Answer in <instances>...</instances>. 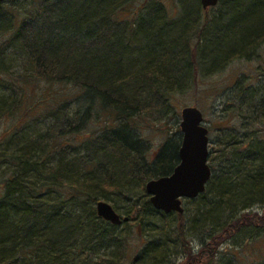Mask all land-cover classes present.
<instances>
[{"label":"trees","instance_id":"1","mask_svg":"<svg viewBox=\"0 0 264 264\" xmlns=\"http://www.w3.org/2000/svg\"><path fill=\"white\" fill-rule=\"evenodd\" d=\"M5 1L0 88L9 95L0 91V118L14 114L29 88L41 90L46 83L47 94L26 111L21 128L0 142V264H126L130 232L99 217L95 205L113 195L128 203L123 216L130 218L122 224H147L142 212L153 205L147 198L138 206L137 195L149 197L145 183L171 175L181 145L169 138L149 159L136 124L165 117L172 94L199 75L205 9L200 0H178L181 18L174 20L168 0L137 6L135 0H22L20 10V0ZM232 2L237 13L252 9L239 22V33L261 25L264 44V0ZM177 21L182 32L173 35ZM242 39L237 45L249 43ZM13 43L28 57L31 69L23 74L7 65ZM133 61L138 65L131 69ZM237 80V110L245 125L229 128L217 156L210 151L209 161L220 162L210 164L213 175L196 197L202 204L191 228L176 212L178 219L167 226L166 236L180 240L187 253L178 264H239L240 249L264 237V94ZM65 85L80 95L60 99L55 87ZM80 98L83 103L73 106ZM92 122L101 131L86 136ZM196 233L202 248L193 254L189 237ZM167 237L149 240L133 264H172Z\"/></svg>","mask_w":264,"mask_h":264},{"label":"rangeland","instance_id":"2","mask_svg":"<svg viewBox=\"0 0 264 264\" xmlns=\"http://www.w3.org/2000/svg\"><path fill=\"white\" fill-rule=\"evenodd\" d=\"M144 1L146 0H135L133 6H137ZM5 2L7 4L11 3L9 0ZM22 3V0H20V3H16L19 10L25 6L22 5ZM166 6L174 20H179L181 18L178 0H168ZM236 9L232 0H219L217 6L210 7L205 13L201 14V19L204 20L205 18L207 20V27L203 35L204 40L200 43L197 55L199 75L194 79L189 88L178 90V92L172 94L170 101L173 107L168 110L165 117L157 118L156 120L146 117L145 120H138V124H136L138 129L137 132L141 139L149 146V159L153 158L155 152L158 151L159 147L168 141L169 138L179 142L181 145L183 138L180 127V122L182 120L180 113L183 107L190 105L197 106L202 110L205 116V124L210 129V151L213 156H217V151L221 149L222 143L229 140V128L240 125L241 121L242 124L246 121L243 115L237 110L238 103L236 102V91L234 90L235 83L238 81L237 79L243 78L246 80V85H249L251 89L259 91L258 96L264 94V44L259 43V41L262 40L260 32L263 30L261 29V25H258L256 28H251L249 30L243 29V31L239 33L238 30L244 27V25L241 23L239 24V22L244 17H251L250 15L252 13L250 11L252 9L249 5L247 6L248 13H246L245 8L241 13H237ZM174 28L171 34L173 33V35H175L177 32H182V28H180L178 21ZM252 34L254 35L253 38H251ZM246 35H248V37ZM8 37L9 36L4 35L3 38L5 39ZM241 39L242 42L249 43L242 46L237 45L241 43ZM6 58L7 65H13L16 72L23 74V72L31 69L28 57H26L18 43H13L11 45ZM132 63L133 64L130 65L131 69L138 65L136 61ZM46 86V83L43 84L41 90L29 88V94H27L21 106L14 114L0 118V142L4 140L7 134L15 131L16 128H21L20 126L24 123H22L23 120L20 119L25 117L26 111L32 107L35 102L45 98L44 96H46L47 90L46 92L43 91ZM55 88H59L57 91L60 92V99L68 100L80 95V90L70 85ZM0 91L4 95H9V91L3 88H0ZM83 100L84 99L80 98L76 103L73 101V106H79ZM49 123L50 121H47L43 127L46 128ZM32 126L34 127L36 124ZM257 127L259 128L258 123L255 125V128ZM84 131L86 136H92L101 131V126H99L98 123L92 122ZM262 136H264V134H262ZM219 162V158L217 157L214 162L209 161V164L218 165ZM109 197L111 198H102L101 200L108 201L113 207L118 208V211L122 213L121 216H123L128 207V203L120 201V198L114 201L115 197H113V195H109ZM137 197L139 198L137 202L139 206L144 203L145 199H149L150 195L149 197H145L142 193H139ZM183 204L185 206V211L182 215H185L184 223L185 226H187V230H189L191 228L190 224L199 208V204L202 203L201 199L195 198L194 200L184 199ZM202 208H204V206ZM255 208L259 209V206L256 205ZM156 210L157 209L153 206L142 212L144 213V217H146L145 222H147V224L145 225H142V223L140 225L135 224L134 222L119 225L118 229L124 231V233L130 232L128 237V252L125 259L126 264H133L134 260L141 255L145 244L149 240H152L154 237H167L166 235L169 234L168 224H172L173 221L175 222L178 219L176 213H173L169 217H163L160 216ZM164 227L167 228V233L164 231ZM156 229L158 231H163V234L157 235L159 232H157ZM194 236L193 238H189L191 240L193 254H197L202 248L200 247L201 236H199L198 233ZM169 240L171 243L167 247V256L171 260L170 262L172 264L183 262L186 259L187 253L181 241L170 238ZM224 248L225 244L220 245L219 249L222 250ZM238 256L240 257L239 264H259L257 261L264 259V237L254 242L250 248L240 249ZM219 257L226 260L222 255ZM206 259L204 255V261Z\"/></svg>","mask_w":264,"mask_h":264},{"label":"water","instance_id":"3","mask_svg":"<svg viewBox=\"0 0 264 264\" xmlns=\"http://www.w3.org/2000/svg\"><path fill=\"white\" fill-rule=\"evenodd\" d=\"M5 0H0L3 2ZM204 9L215 7L219 0H200ZM182 142L179 147L180 163L171 175L151 178L145 184L150 202L155 209L165 213L184 214V199H194L205 192L213 175L209 164L210 129L199 107L190 105L181 109ZM97 214L113 225L128 222L130 217L121 214L108 202H96Z\"/></svg>","mask_w":264,"mask_h":264},{"label":"flooded vegetation","instance_id":"4","mask_svg":"<svg viewBox=\"0 0 264 264\" xmlns=\"http://www.w3.org/2000/svg\"><path fill=\"white\" fill-rule=\"evenodd\" d=\"M210 7H208L207 9H205V11H207Z\"/></svg>","mask_w":264,"mask_h":264}]
</instances>
